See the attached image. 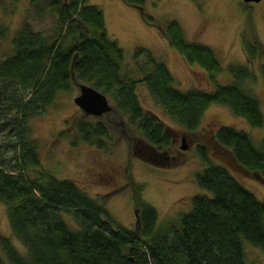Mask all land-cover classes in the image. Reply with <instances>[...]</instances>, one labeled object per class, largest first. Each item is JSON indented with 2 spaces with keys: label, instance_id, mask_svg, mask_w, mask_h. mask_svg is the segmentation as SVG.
Wrapping results in <instances>:
<instances>
[{
  "label": "trees",
  "instance_id": "1",
  "mask_svg": "<svg viewBox=\"0 0 264 264\" xmlns=\"http://www.w3.org/2000/svg\"><path fill=\"white\" fill-rule=\"evenodd\" d=\"M47 6L54 14V36L46 37L23 21L7 49L0 52V201L11 233L25 248L20 253L7 237L0 236V264H247L242 240L264 248V200L226 167L210 161L202 145H196V152L205 165L194 180L209 193L192 195L187 211L155 227V209L140 198V187H136L137 223L129 229L107 216L104 205L73 180L58 179L48 170H39L33 177L28 174V168L39 166L28 120L39 116L56 92L68 89L71 68L76 78L109 94L149 146L145 153L151 158L160 154L163 162L165 152L158 150L170 145L173 128L139 105L135 83H143L162 110L186 130L198 125L211 103L230 108L258 127L264 121L258 100L240 85L252 77L251 71L244 65H229L232 82L216 84L210 91L179 90L172 85L165 64L138 46L133 58L142 55L143 62L135 79L122 69V49L107 35L99 8L85 0H47ZM144 17L153 21L151 16ZM158 30L188 63L196 62L208 71L219 69L211 49L187 42L175 20ZM3 33L0 26V39ZM246 46L252 56L254 45ZM260 72L264 79V63ZM76 131L82 140L103 146L106 129L99 121L78 120ZM212 131L215 142L227 148L239 165L264 179V149L246 132L224 125ZM63 215H69L78 228H68Z\"/></svg>",
  "mask_w": 264,
  "mask_h": 264
},
{
  "label": "rangeland",
  "instance_id": "2",
  "mask_svg": "<svg viewBox=\"0 0 264 264\" xmlns=\"http://www.w3.org/2000/svg\"><path fill=\"white\" fill-rule=\"evenodd\" d=\"M85 3L102 11L107 35L122 49L121 67L135 79L140 77L137 66L143 62L142 55L133 58L138 46L146 48L165 64L173 78L172 85L179 90L210 91L216 84L234 80L228 72L229 65H244L252 77L242 80L240 85L258 100L264 116V79L260 72L264 63V0L248 3L241 0H142L140 6L122 0H85ZM143 15L151 16L153 21ZM170 20L179 24L187 42L211 49L219 64L218 70L208 71L196 62L188 63L167 42L158 27H164ZM23 21L46 37L57 32L47 0H37L34 4L28 0H0V26L4 30V38L0 39L1 53ZM76 23L86 30L79 21ZM249 42L255 47L252 56L246 46ZM78 84L90 85L76 78L70 68L68 89L56 92L43 112L28 120L30 136L36 141L39 156V166L28 168L31 177L39 170H48L58 179L73 180L84 193L104 205L107 216L129 229L135 228L137 223L134 198L138 192L136 187H140V198L155 209L157 227L187 211L192 195L209 193L194 180L205 165L196 152L199 144L205 148L210 161L226 167L256 198L264 200V179L239 165L212 135L216 127L229 126L246 132L257 147L264 149V121L261 126H250L230 108L211 103L202 112L198 125L186 130L162 110L143 83L136 82L134 93L139 105L173 128L170 145L158 150L165 152L164 161L158 158L160 154H154L158 159L153 162V157L145 153L147 143L142 135L129 125L109 94L97 89L111 107L98 116L86 114L74 104L72 98L79 92ZM78 120L99 121L105 127L102 147L80 138L76 131ZM180 137H184L186 144L183 150L179 148ZM62 218L68 228H78L69 215ZM0 236L7 237L18 252H25L22 243L10 231L1 201ZM241 246L247 264H264L263 247L245 240L241 241Z\"/></svg>",
  "mask_w": 264,
  "mask_h": 264
},
{
  "label": "water",
  "instance_id": "3",
  "mask_svg": "<svg viewBox=\"0 0 264 264\" xmlns=\"http://www.w3.org/2000/svg\"><path fill=\"white\" fill-rule=\"evenodd\" d=\"M242 2H258L259 0H241ZM78 94L72 98L75 105L86 114L98 116L108 111L111 107L103 93L86 84H78ZM181 150L186 148L184 137H180Z\"/></svg>",
  "mask_w": 264,
  "mask_h": 264
}]
</instances>
